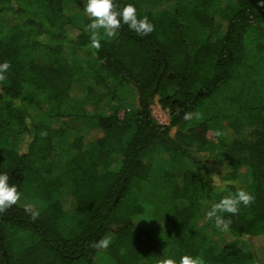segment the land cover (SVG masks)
I'll use <instances>...</instances> for the list:
<instances>
[{
  "label": "trees",
  "instance_id": "trees-1",
  "mask_svg": "<svg viewBox=\"0 0 264 264\" xmlns=\"http://www.w3.org/2000/svg\"><path fill=\"white\" fill-rule=\"evenodd\" d=\"M85 2L0 0V63L10 65L0 79V172L20 193L0 212V264H162L186 254L264 264V104L187 128L183 119L264 70V3L114 0L135 5L154 30L101 29L96 49ZM103 95L110 113L76 109ZM156 97L167 124L152 114ZM225 179L234 183L221 191ZM238 189L254 199L225 213L221 231L206 212Z\"/></svg>",
  "mask_w": 264,
  "mask_h": 264
},
{
  "label": "clouds",
  "instance_id": "clouds-1",
  "mask_svg": "<svg viewBox=\"0 0 264 264\" xmlns=\"http://www.w3.org/2000/svg\"><path fill=\"white\" fill-rule=\"evenodd\" d=\"M264 3V0H261ZM84 12L89 16L91 22L87 25L86 30L90 32V45L93 48L99 49L100 35L99 30H103V35L112 37L116 35L117 30L122 24L134 30L137 34L146 36L154 30V25L147 17H138L135 5L129 3L119 8L114 0H86ZM10 65L7 61L0 63V79H2L9 69ZM192 113H185L183 119L190 120ZM217 135H220L217 132ZM218 180V178H217ZM234 181L225 179L222 183H217L216 187L223 191L224 186L232 184ZM253 195L244 190L238 189L235 193H230L219 199L211 205L206 212L207 219L214 218L215 227L221 231H228L230 220L225 219V213L236 214L240 210V205L248 206L253 201ZM20 200V193L15 184L10 183V178L7 173L0 172V212L15 205ZM27 210L32 212L35 217L38 213L32 205L27 206ZM108 240L104 239L98 242L97 247H107ZM162 264H203V261L198 256L182 255L179 260L172 257H167Z\"/></svg>",
  "mask_w": 264,
  "mask_h": 264
},
{
  "label": "rangeland",
  "instance_id": "rangeland-1",
  "mask_svg": "<svg viewBox=\"0 0 264 264\" xmlns=\"http://www.w3.org/2000/svg\"><path fill=\"white\" fill-rule=\"evenodd\" d=\"M82 16L83 15H78L77 18H81ZM72 55L75 58L78 56V52L74 50ZM118 93L120 94V97L122 96L123 98H126L123 102L128 107L137 104V100L134 96L132 97L128 95V97L125 93ZM99 97L100 96L96 99ZM96 99L81 103H76L75 101L74 103L76 104V109L83 112H92L96 110V107L98 106L99 110H103L105 114L110 113L111 110L106 107L107 105L105 103L107 97L103 95L99 98L101 99L100 101H97ZM262 104H264V70L256 74L254 73L251 76H241L240 78L231 81L224 89L218 91L213 98L207 100L205 104H203V106L192 115V118L188 120L184 128H187L188 126L215 114L236 112L240 108H244L246 106H259ZM124 111L125 109L121 108L119 110L120 115L124 114ZM151 111L158 122L163 124L169 123V112L159 103L158 97H156L153 101ZM174 133L175 129L171 130V134L173 135ZM212 133V131L208 133L210 139H214ZM95 137L96 135L94 131L89 132L88 140L91 141L95 139ZM207 152L208 155L206 154V156L211 164H215L219 161V157L216 154L215 149H211L210 152ZM200 224L208 230L211 229L210 223L205 218L200 219Z\"/></svg>",
  "mask_w": 264,
  "mask_h": 264
}]
</instances>
